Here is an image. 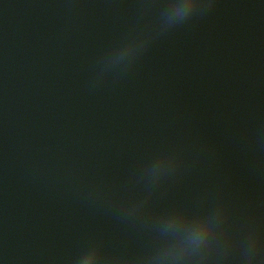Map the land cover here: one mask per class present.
<instances>
[{"label":"water","instance_id":"1","mask_svg":"<svg viewBox=\"0 0 264 264\" xmlns=\"http://www.w3.org/2000/svg\"><path fill=\"white\" fill-rule=\"evenodd\" d=\"M0 264H264V0H0Z\"/></svg>","mask_w":264,"mask_h":264}]
</instances>
